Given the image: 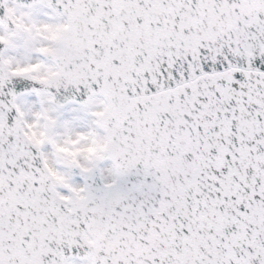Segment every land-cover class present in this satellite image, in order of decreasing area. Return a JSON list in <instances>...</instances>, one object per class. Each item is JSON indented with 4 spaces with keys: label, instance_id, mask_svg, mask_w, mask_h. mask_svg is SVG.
Listing matches in <instances>:
<instances>
[{
    "label": "snow or ice",
    "instance_id": "snow-or-ice-1",
    "mask_svg": "<svg viewBox=\"0 0 264 264\" xmlns=\"http://www.w3.org/2000/svg\"><path fill=\"white\" fill-rule=\"evenodd\" d=\"M0 264H264V0H0Z\"/></svg>",
    "mask_w": 264,
    "mask_h": 264
}]
</instances>
